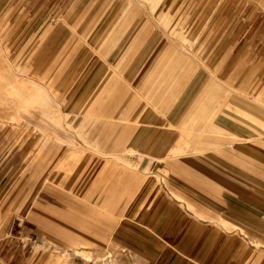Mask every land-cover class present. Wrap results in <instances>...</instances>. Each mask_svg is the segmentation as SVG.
<instances>
[{
	"label": "rangeland",
	"instance_id": "1",
	"mask_svg": "<svg viewBox=\"0 0 264 264\" xmlns=\"http://www.w3.org/2000/svg\"><path fill=\"white\" fill-rule=\"evenodd\" d=\"M226 23H230L228 36L240 29L232 44L242 40L264 47V0H0V180L6 176L0 181V264L245 262L244 240L236 243V236L206 227L202 218L187 214L184 201L169 192L165 174H153L144 163L138 164L136 145L122 155L110 149H87L103 141V136L104 141L114 142L121 125H136V114L147 133L146 144L158 136L163 140L166 132L160 134L176 127L179 115L188 108L181 91L193 87L180 86L172 110L165 114L152 104L156 90L141 87L143 81L159 60H169L167 72L174 74L180 62L192 64L200 56L204 79L219 73V82L227 80L242 59L232 66V61L222 62L225 53L210 54L206 48L211 41L226 38L216 33ZM196 46L201 52L194 51ZM257 53L264 56V50L256 49ZM126 78L132 84L124 107L132 109L129 119L121 122L106 103ZM261 85L255 82L248 91L255 93ZM217 86L221 97L229 88L231 93L240 91ZM239 97L247 99L237 98L238 108L246 103L262 114L250 116L239 109L238 114L255 130L264 131L261 96ZM229 103L226 97L220 105L232 109ZM116 106L121 108V101ZM212 119L201 121L207 124ZM46 152L50 178L69 173L91 154L97 155L101 173L112 166L136 181L143 173L142 192L138 189L133 195L131 210L119 228H100L98 215L91 238L83 239L92 243L79 245L61 231L43 233L25 219L24 205L16 203L23 183L18 180L36 160L40 169ZM10 161L17 162L16 176L11 178L6 175ZM155 211L162 213L154 216Z\"/></svg>",
	"mask_w": 264,
	"mask_h": 264
},
{
	"label": "crops",
	"instance_id": "2",
	"mask_svg": "<svg viewBox=\"0 0 264 264\" xmlns=\"http://www.w3.org/2000/svg\"><path fill=\"white\" fill-rule=\"evenodd\" d=\"M229 24L219 26L216 31L219 32L218 37L225 34V39L219 38V42L211 41L206 46L210 54L225 53L222 62L232 61V66L235 60L242 59L235 72L227 76V80L219 82V73L216 78L204 79L200 56L192 64L180 62L174 74L167 72L169 60L168 63L159 60L141 83V87L150 92L156 90L158 96L154 102L152 99V104L165 114L172 110V99L181 89L180 86L193 87L192 90L181 91V100L185 97L183 103L189 101V105L179 115V126L163 131L160 134L166 132L163 140L158 136L146 144L143 137L147 133L144 135L145 128L138 123L136 114V125H121L114 142L104 141L106 136H103V141L94 142L96 145L91 143L87 149H110L122 155L136 145L138 164L144 163L147 171L153 174H165L164 182L169 192L184 201L187 214L202 218L206 227L213 230L219 228L228 236H236V243L244 240L241 252V259H245L243 264H264V131L255 130L244 122L246 120L238 114V109L250 116L262 113L258 108L253 111L246 103L243 107L236 106L237 98L247 99L239 97L242 94L261 96L264 103V86H259L255 93L248 91L255 82L264 84V56L260 58V53L254 55L256 49L262 51L264 47L250 45L249 41L240 43L242 40L232 44L234 39L240 37V29H234L228 36ZM230 37L231 42L228 44ZM200 48L196 46L194 51L201 52ZM128 80L122 79L118 83L119 87L106 103L108 109L111 108V115L118 117L121 122L129 119L132 109L124 107L128 105L127 96L130 95L128 85L132 84ZM170 80L173 83L165 88L164 84ZM221 84L240 90L231 93L226 86L229 90L226 94L229 106L234 109L221 107V102L226 99L219 96L220 88L217 85ZM139 88L140 85H134V89ZM120 101L121 108L116 109ZM136 101L137 95L135 105ZM206 118L213 119L206 124L201 121ZM48 159L49 153L46 152L41 156L40 169L35 167L36 160L35 165L31 163L33 167L18 180V183H23L16 202L17 205H24L25 219L43 233L53 230L61 234V231L63 237L76 244L89 245L92 242L83 239L91 238L92 229L97 228L92 223L96 224L98 215L103 223L100 228L109 231L119 228L131 210L133 195L138 189L140 194L142 192L143 173L139 174L138 181L125 170L118 172L112 166L101 173L97 169V155H86L69 173L57 178L49 177ZM5 165L3 163L2 167ZM6 166L9 167L7 173L4 169L7 177L16 176L17 162L10 161ZM5 179L6 176L0 181ZM174 212L176 215L175 209ZM161 213L155 211L154 216Z\"/></svg>",
	"mask_w": 264,
	"mask_h": 264
}]
</instances>
